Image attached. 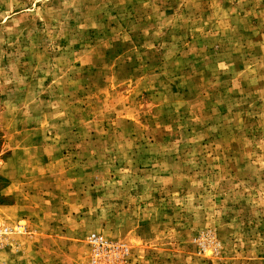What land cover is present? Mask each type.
Masks as SVG:
<instances>
[{
  "label": "rangeland",
  "instance_id": "1",
  "mask_svg": "<svg viewBox=\"0 0 264 264\" xmlns=\"http://www.w3.org/2000/svg\"><path fill=\"white\" fill-rule=\"evenodd\" d=\"M0 229V264H264V0H0Z\"/></svg>",
  "mask_w": 264,
  "mask_h": 264
},
{
  "label": "built area",
  "instance_id": "2",
  "mask_svg": "<svg viewBox=\"0 0 264 264\" xmlns=\"http://www.w3.org/2000/svg\"><path fill=\"white\" fill-rule=\"evenodd\" d=\"M20 229H24V226L22 224L18 225V230ZM7 231L4 230V229H0V246L2 245L3 243V240H4V234L6 233Z\"/></svg>",
  "mask_w": 264,
  "mask_h": 264
}]
</instances>
